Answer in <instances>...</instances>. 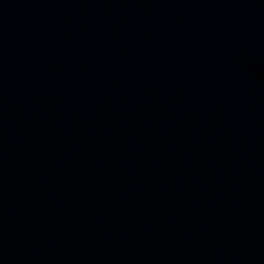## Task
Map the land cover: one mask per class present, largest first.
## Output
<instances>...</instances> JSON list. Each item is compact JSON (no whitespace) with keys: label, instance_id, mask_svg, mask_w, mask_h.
Here are the masks:
<instances>
[{"label":"water","instance_id":"95a60500","mask_svg":"<svg viewBox=\"0 0 264 264\" xmlns=\"http://www.w3.org/2000/svg\"><path fill=\"white\" fill-rule=\"evenodd\" d=\"M0 264H264V0H0Z\"/></svg>","mask_w":264,"mask_h":264}]
</instances>
